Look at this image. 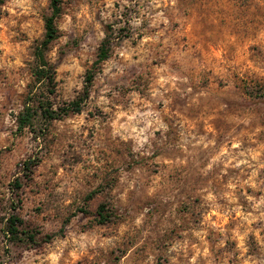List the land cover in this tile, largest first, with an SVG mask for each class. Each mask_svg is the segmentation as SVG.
Listing matches in <instances>:
<instances>
[{
	"label": "rangeland",
	"instance_id": "rangeland-1",
	"mask_svg": "<svg viewBox=\"0 0 264 264\" xmlns=\"http://www.w3.org/2000/svg\"><path fill=\"white\" fill-rule=\"evenodd\" d=\"M59 6L20 131L51 5H0V264H264V0Z\"/></svg>",
	"mask_w": 264,
	"mask_h": 264
},
{
	"label": "trees",
	"instance_id": "trees-1",
	"mask_svg": "<svg viewBox=\"0 0 264 264\" xmlns=\"http://www.w3.org/2000/svg\"><path fill=\"white\" fill-rule=\"evenodd\" d=\"M4 1L5 0H0V5ZM50 5L51 13L45 18L44 21V36L34 49V56L36 60V65L33 69L34 85L30 88V91L28 92L23 110L20 111L16 117L17 128L20 131L32 124L33 117L38 112H40L42 117L47 120H50L60 118L69 110L64 109L63 111H60V109L53 108L50 106V100L48 96L42 99L40 97H37L36 95L37 85H35V83L37 84L40 81L44 82L48 95H51L54 92V68L45 58V51L48 45L57 37V27L55 25V18L60 12L59 0H50ZM109 45V33H107L100 44V48L97 54V62H101L107 58ZM92 78L93 74L90 73L89 75H87L88 82H91ZM85 90L87 91V87ZM80 104V99L72 101L70 103V110L78 112L80 110ZM23 164L27 166L28 163L26 162ZM97 214L101 220H107L110 216L107 211L104 210L103 205H99ZM15 221V217L10 218L6 228V231L10 233L12 237L16 236L18 233Z\"/></svg>",
	"mask_w": 264,
	"mask_h": 264
}]
</instances>
